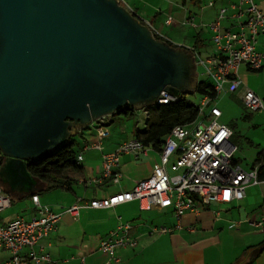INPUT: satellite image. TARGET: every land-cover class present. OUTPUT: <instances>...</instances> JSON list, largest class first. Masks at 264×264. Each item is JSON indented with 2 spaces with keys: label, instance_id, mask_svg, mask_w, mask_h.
Wrapping results in <instances>:
<instances>
[{
  "label": "water",
  "instance_id": "obj_1",
  "mask_svg": "<svg viewBox=\"0 0 264 264\" xmlns=\"http://www.w3.org/2000/svg\"><path fill=\"white\" fill-rule=\"evenodd\" d=\"M184 50L118 0H0V182L31 188L27 164L54 153L75 125L162 90L194 91Z\"/></svg>",
  "mask_w": 264,
  "mask_h": 264
},
{
  "label": "crops",
  "instance_id": "obj_2",
  "mask_svg": "<svg viewBox=\"0 0 264 264\" xmlns=\"http://www.w3.org/2000/svg\"><path fill=\"white\" fill-rule=\"evenodd\" d=\"M209 1H212L211 5L208 4ZM236 2L237 0L181 1L180 6H177L181 7L179 16L174 17L167 14L163 18L164 25L171 27L172 32L174 31V38L171 40L166 36L171 45L163 39L160 40L172 47H184L190 53H192L190 48H193L201 55L211 54L215 48L211 41L212 31L208 24L215 19L220 7ZM255 2L264 14V0H255ZM118 3H122L120 5L133 14L123 0H118ZM134 9L138 13L141 23L147 25L154 36V23L161 16L147 19L138 12L136 7ZM160 12L161 9L159 8L155 14ZM168 16L173 18L169 24H166L165 20ZM231 26L232 22L229 19L221 22L222 29ZM189 37L191 39L186 41ZM256 49L264 51V33L257 36ZM198 69L199 67L194 62L195 86L198 80L203 79L201 76H204L201 69L197 71ZM252 72L245 64H241L238 68V75L242 82L237 90L232 93L238 101H240L239 96L244 87L252 89L264 99L263 77L251 74ZM144 105L137 108L132 106L134 110H139L137 116L141 118H136L130 132L123 131L116 134L107 128L114 121L120 123V118L117 115L112 117L106 115L99 120L100 123L92 121L82 126L75 125L69 138L80 137L79 140L74 139L77 141V153L82 151V160L79 162V168H71L66 171L72 181L71 189H45L43 184L33 177L34 184L30 186L31 188L16 186L12 190L7 184L0 182L2 188H8L12 197L11 205L0 212V224H6L17 216L30 218L34 212L30 195L37 194L42 204L49 206L54 212L60 213V218L55 230L47 238L34 245V249L38 251L42 246L43 251H47L56 264H102L107 256L98 250V244L120 221H127L131 224V234L137 241L133 248H118L119 261L112 264H205L206 258L203 255L200 257L196 255V242L199 241L203 232L224 229L225 224L228 223L229 225L233 220H240V225L235 228L238 239L243 243L242 254L225 264H258L259 261H264V247H262L264 246V231H260L244 221L246 218L257 217L260 214V208L264 203V182L247 186L244 197L239 200H233L229 203L212 201L202 204L201 211L197 214L187 211L181 215L178 222L172 208L153 207L150 210H140L136 200L121 203L113 208H83L77 216L64 212L65 208L73 204L78 198L89 200L125 192L151 174L153 166L158 162L159 148L146 146L143 152L136 155L120 154L118 165L115 167V170L120 173L118 181L114 182L109 178L98 181L92 180L101 174L102 153L114 150L120 143L135 137L136 133L144 128ZM245 113L246 111L242 118H251L253 120L251 127L261 125V128H264L261 121L258 123L261 114ZM97 126H102L108 130L107 136L102 139L101 147L83 150L85 144L91 143L96 138ZM230 128L232 140L235 128ZM67 130H72L71 126ZM258 140H262V137ZM246 141L249 145H254L251 138L247 137ZM262 141L263 145L257 149L256 153L263 149L264 139ZM251 164L248 168L251 167ZM213 210L219 212L218 217L213 214ZM177 223H180V228L175 227ZM159 226L172 227L173 230L167 233L150 232L152 227ZM7 258L8 252L0 248V264Z\"/></svg>",
  "mask_w": 264,
  "mask_h": 264
},
{
  "label": "built area",
  "instance_id": "obj_3",
  "mask_svg": "<svg viewBox=\"0 0 264 264\" xmlns=\"http://www.w3.org/2000/svg\"><path fill=\"white\" fill-rule=\"evenodd\" d=\"M208 4L211 5L212 1ZM226 19L231 20L232 26L222 29L221 22ZM171 20L168 16L165 23L169 24ZM208 27L212 31L214 52L201 55L193 48L190 50L195 65L201 69L217 95L232 94L241 85L238 75L241 64H245L251 71L264 73V51L256 49L257 36L264 33V14L255 0H237L236 3L220 7ZM153 33L168 41L166 36L154 28ZM177 98L178 94L162 90L154 101L156 104H167ZM239 98L245 110L250 113L264 109V99L250 88L244 87ZM196 105V118L189 123L175 125L164 137L158 151V162L147 178L125 192L89 200L78 198L64 212L77 216L83 208H113L136 200L140 210L172 208L178 222L187 211L197 214L202 210V204L239 200L244 197L247 186L264 182V178L258 177L257 165L245 169L234 159L237 145L231 140V128L218 121L222 112L216 106V98L204 94ZM143 115L145 126L147 111L144 110ZM100 119L96 122L100 123ZM97 127L96 138L85 144L83 150L101 147L108 130L102 126ZM145 147L138 138L132 137L114 150L102 153L101 174L92 180L109 178L118 181L120 173L115 167L120 154L136 155L143 152ZM81 153L76 155L77 162L82 160ZM30 200L34 210L30 218L17 216L6 224H0V248L8 252V258L1 264H56L49 253L43 251L42 246L36 251L34 245L55 230L60 213L42 204L37 194H32ZM10 205L11 198L0 184V212ZM213 214L219 216L217 210H213ZM244 221L264 231V203L257 217L246 218ZM240 223V220L232 221L228 226L238 227ZM179 224L175 227L180 228ZM172 230V227L159 226L152 227L150 232L167 233ZM136 241L131 234V224L120 221L98 244V250L107 256L102 264L118 262V248H133Z\"/></svg>",
  "mask_w": 264,
  "mask_h": 264
},
{
  "label": "rangeland",
  "instance_id": "obj_4",
  "mask_svg": "<svg viewBox=\"0 0 264 264\" xmlns=\"http://www.w3.org/2000/svg\"><path fill=\"white\" fill-rule=\"evenodd\" d=\"M129 9H136L138 12L147 19H152L154 16L157 18V22L154 23L155 29L159 31L163 36L174 38V31L172 28L164 25L163 18L167 14H171L174 17L179 16L181 13L180 2L181 0H123ZM161 9L159 14H155L157 9ZM136 16L138 13L135 12ZM173 18V17H172ZM163 23V24H162ZM163 26V27H161ZM191 38H187V40ZM200 69V68H199ZM199 69L197 71H199ZM251 74L260 75L264 80V73L253 71ZM242 75V74H241ZM203 79H206L205 76H201ZM264 83V81H263ZM185 97L194 102L198 103L200 100V95L192 91L182 93ZM216 106L222 112L219 122H223L230 127L235 128L234 135L232 136V141L237 145V150L234 155V159L238 164L243 168L248 169L250 166L257 149L263 145V135L264 128H261V125L256 127H251L253 120L243 119V114H261L259 115L260 120L258 123H262L264 126V109L250 113L245 110V107L242 105L241 101H238L234 94L222 93L216 97ZM245 110V111H244ZM139 110H135L133 116L127 117L123 114L117 115L120 119V123L114 121L109 124L107 127L109 130L113 131L116 134L120 132H130L134 126ZM139 118V117H138ZM141 118V117H140ZM139 118V119H140ZM249 137L252 139L254 145H249L246 141V138ZM262 137V140H258ZM76 139H80L79 136H74ZM259 141V142H258ZM257 144V145H256ZM234 221V220H233ZM236 228L229 227L228 223L225 224L224 229H214L210 231H204L199 241L196 242V255L200 257L203 255L206 259L205 264H225L229 261H233L237 257H240L242 252L243 243L238 239L236 235ZM241 243V244H240ZM256 264V263H252ZM258 264H264V261H259Z\"/></svg>",
  "mask_w": 264,
  "mask_h": 264
},
{
  "label": "trees",
  "instance_id": "obj_5",
  "mask_svg": "<svg viewBox=\"0 0 264 264\" xmlns=\"http://www.w3.org/2000/svg\"><path fill=\"white\" fill-rule=\"evenodd\" d=\"M182 2L184 0H181ZM122 4V3H120ZM135 13V9H132ZM154 34V33H153ZM155 38L162 39L159 35L154 34ZM170 45L171 43L167 41ZM202 96L208 94L212 98L218 95L212 89L211 83L207 79L198 80L193 91ZM143 109L147 111L145 126L135 135L145 146L159 148L164 141V137L170 130L179 124H186L193 121L198 113L196 103L188 100L184 94H178V98L167 104L152 103L145 104ZM134 109L130 105L122 106L117 109L110 117L123 114L130 117L134 115ZM77 141L74 138L61 145L54 153L42 157L36 162H29L27 170L30 175L41 182L45 189L61 188L65 190L71 189V178L66 171L71 168H79V162L76 160ZM4 155L0 151V164L4 160ZM258 166L259 179L264 178V148L260 149L251 164V167ZM6 194L11 197L7 187H3ZM32 195V194H31ZM30 195V196H31ZM264 247V246H262Z\"/></svg>",
  "mask_w": 264,
  "mask_h": 264
},
{
  "label": "flooded vegetation",
  "instance_id": "obj_6",
  "mask_svg": "<svg viewBox=\"0 0 264 264\" xmlns=\"http://www.w3.org/2000/svg\"><path fill=\"white\" fill-rule=\"evenodd\" d=\"M184 51H185V54L188 55V51H187L186 49H185ZM192 69H193V68H192ZM4 157H5V156H4ZM4 160H5V158H4ZM4 160H3V161H4ZM3 161H2V162H3ZM0 165H1V164H0Z\"/></svg>",
  "mask_w": 264,
  "mask_h": 264
}]
</instances>
